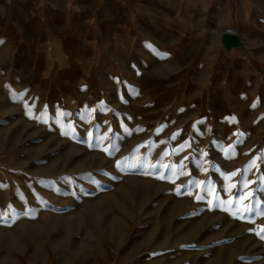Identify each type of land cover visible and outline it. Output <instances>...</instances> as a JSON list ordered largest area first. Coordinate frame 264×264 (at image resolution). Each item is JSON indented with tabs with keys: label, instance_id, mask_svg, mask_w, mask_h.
I'll return each instance as SVG.
<instances>
[{
	"label": "rangeland",
	"instance_id": "obj_1",
	"mask_svg": "<svg viewBox=\"0 0 264 264\" xmlns=\"http://www.w3.org/2000/svg\"><path fill=\"white\" fill-rule=\"evenodd\" d=\"M243 1L0 0V264H264Z\"/></svg>",
	"mask_w": 264,
	"mask_h": 264
},
{
	"label": "bare ground",
	"instance_id": "obj_2",
	"mask_svg": "<svg viewBox=\"0 0 264 264\" xmlns=\"http://www.w3.org/2000/svg\"><path fill=\"white\" fill-rule=\"evenodd\" d=\"M248 3L247 1H243V5L246 6ZM225 32H221L219 34V39H220V43L221 45L224 46V48L227 50V52H234L236 54H240V53H249V49L245 43V41L243 40L242 36L239 33H235L236 35H238V37L240 38V42L236 45L230 46V47H226L223 43V36H224Z\"/></svg>",
	"mask_w": 264,
	"mask_h": 264
},
{
	"label": "water",
	"instance_id": "obj_3",
	"mask_svg": "<svg viewBox=\"0 0 264 264\" xmlns=\"http://www.w3.org/2000/svg\"><path fill=\"white\" fill-rule=\"evenodd\" d=\"M240 42L238 35L232 32H225L223 36V43L226 47L236 45Z\"/></svg>",
	"mask_w": 264,
	"mask_h": 264
},
{
	"label": "snow or ice",
	"instance_id": "obj_4",
	"mask_svg": "<svg viewBox=\"0 0 264 264\" xmlns=\"http://www.w3.org/2000/svg\"><path fill=\"white\" fill-rule=\"evenodd\" d=\"M0 43H3V41H0ZM162 55H167V54H162ZM253 106H255V105H253ZM233 119V121H234V117L232 118ZM255 163V161H253L252 162V164H254ZM119 166V165H118ZM239 171V170H238ZM232 175H236V173H232ZM262 179H264V177H262ZM246 186V185H245ZM177 194H181L180 192H179V190H177ZM200 197H198V199H199ZM228 203L229 204H232V201L230 200V201H228ZM245 211H250L251 209H249L247 206H245V209H244ZM262 231H264V229H262ZM258 235H260V233H257ZM261 239H264V236H261Z\"/></svg>",
	"mask_w": 264,
	"mask_h": 264
},
{
	"label": "crops",
	"instance_id": "obj_5",
	"mask_svg": "<svg viewBox=\"0 0 264 264\" xmlns=\"http://www.w3.org/2000/svg\"><path fill=\"white\" fill-rule=\"evenodd\" d=\"M249 14H250V13H248V16H249ZM247 18H248V17H247ZM247 18H246V19H247ZM240 35H241V34H240ZM243 40H244V39H243ZM244 41H245V40H244ZM245 43H246V42H245ZM242 55H244V54H237V55H233V56L235 57V56H242Z\"/></svg>",
	"mask_w": 264,
	"mask_h": 264
}]
</instances>
